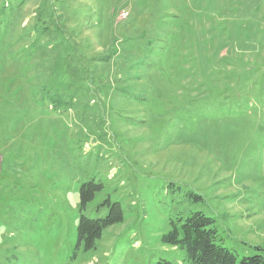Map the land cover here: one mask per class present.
Wrapping results in <instances>:
<instances>
[{
    "label": "rangeland",
    "instance_id": "374dc122",
    "mask_svg": "<svg viewBox=\"0 0 264 264\" xmlns=\"http://www.w3.org/2000/svg\"><path fill=\"white\" fill-rule=\"evenodd\" d=\"M194 212L264 248V0H0V264H189Z\"/></svg>",
    "mask_w": 264,
    "mask_h": 264
},
{
    "label": "trees",
    "instance_id": "16d2710c",
    "mask_svg": "<svg viewBox=\"0 0 264 264\" xmlns=\"http://www.w3.org/2000/svg\"><path fill=\"white\" fill-rule=\"evenodd\" d=\"M101 190L102 186L94 182H87L80 186V213ZM102 205L108 208V214L104 218L92 220L80 215L77 225V248L94 249L96 241L106 227L122 222L123 214L118 203L109 204L108 200H105ZM180 232L181 238H178ZM163 242L182 250L189 264H264V248H256V254L237 262L232 253L218 245L221 239L214 227V221L201 212L192 213L181 224L180 231L173 228L163 237Z\"/></svg>",
    "mask_w": 264,
    "mask_h": 264
},
{
    "label": "built area",
    "instance_id": "2783aa9c",
    "mask_svg": "<svg viewBox=\"0 0 264 264\" xmlns=\"http://www.w3.org/2000/svg\"><path fill=\"white\" fill-rule=\"evenodd\" d=\"M125 17H123V19H124Z\"/></svg>",
    "mask_w": 264,
    "mask_h": 264
}]
</instances>
